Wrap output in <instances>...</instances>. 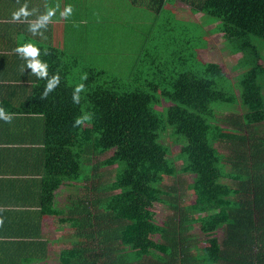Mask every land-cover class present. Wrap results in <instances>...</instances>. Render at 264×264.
<instances>
[{"label": "trees", "instance_id": "1", "mask_svg": "<svg viewBox=\"0 0 264 264\" xmlns=\"http://www.w3.org/2000/svg\"><path fill=\"white\" fill-rule=\"evenodd\" d=\"M127 1L155 18L143 31L144 47L126 63L119 36L112 42L119 33L108 24L99 32L96 22L77 29V48L36 44L50 52L41 56L50 75L61 76L48 100L38 99L45 81L15 62L10 71L18 74L0 76L18 88L31 84L16 102L0 99L14 114L10 124L0 120V131L28 127L27 173L35 186L29 191L43 212L67 217L62 239L75 242L61 249L60 263L264 264V0H180L201 14V28L212 25L203 33L220 34L214 57L239 54L229 81L214 62L203 65L192 47L184 62L172 60L175 41L189 40V28L164 8L166 0ZM165 19L172 30L158 32ZM116 44L118 53H109ZM84 73L87 94L73 105L72 86ZM83 108L95 118L73 128ZM171 144L180 146L176 153ZM0 147L1 156L21 151L8 138ZM0 167L13 170L6 159ZM57 178L75 184L77 193L63 195ZM188 192L197 200L185 203ZM157 204L166 211L161 224ZM218 229L220 240L199 246L196 231L213 236ZM10 234L23 237L0 238V264L31 263L34 234L20 225Z\"/></svg>", "mask_w": 264, "mask_h": 264}, {"label": "crops", "instance_id": "2", "mask_svg": "<svg viewBox=\"0 0 264 264\" xmlns=\"http://www.w3.org/2000/svg\"><path fill=\"white\" fill-rule=\"evenodd\" d=\"M74 2H76V0H47L49 5L54 6L58 3L61 9H63L65 5L72 4L73 13H75ZM174 2L185 4L180 0H166L164 8L169 10L170 14L174 11L169 6H171L172 3L174 4ZM23 3H27L29 8L36 7L39 8L41 12L44 11L43 4L45 0H19V2L18 0H0V76H4V78L9 73L18 74L17 72L10 71V67L15 63L20 66L23 65L21 62L17 61V56L15 57V52L13 51L18 44L31 41L35 44H45L47 47H49L48 45H53L57 48H61V45L65 42L62 40V37L64 36L63 25H66V21L61 19L59 14H57V16L53 18V22L48 25L45 31V38L38 36L33 37L31 33L27 31V24L25 23L10 22L12 11ZM129 4L132 8L145 7L144 5H132L130 2ZM186 7H188V5H186ZM145 11L152 15L151 10L146 8ZM192 14H199V17L201 16L200 13ZM172 16L174 17L173 14ZM174 18L177 19L176 16ZM67 21H71V17ZM19 69H21V67ZM17 86H21V84L14 85L11 81H0V99L3 97L6 99L10 98L12 102H16L21 98V92H29L31 88V84L28 82L23 85L27 86L25 88H18ZM36 128L38 135L42 133L40 126L37 125ZM7 138L9 139L10 146L21 148V151L18 152L15 157L12 152H9L7 156L0 155V165L1 160L6 159L11 163L13 168L12 171H5L4 169L5 172H3L0 167V209H3V211H0V219L3 221V223L0 224V238L5 236L12 241L21 240L20 238L23 237V235L10 234L14 225H20L27 228L29 234H34V238L37 240L36 246H33V248L37 249V254L33 255L34 257L31 263L26 264H61V249L72 248L75 245L74 240L64 241V239H62L70 228V223L68 227L65 225V228L56 225V222L61 220L66 222L65 218L67 217L65 215L43 212L38 206L39 196L37 198L31 195L29 191L30 184L32 185V183L30 175L27 173V168L32 165L27 155V149L30 148L26 140L28 138V127L25 126L19 130L11 129L9 131H0V144H3ZM22 139L26 141L23 142ZM3 148L5 147H0V149ZM56 180L59 182L60 178ZM66 181L67 183H65L64 186H67L68 189L62 191L60 186L61 193L63 195L68 193L76 194L78 191L77 186L70 183L67 179ZM32 186L35 188L34 185ZM71 186L72 188H69ZM59 199L63 200L64 198L60 197ZM22 240L26 239L22 238Z\"/></svg>", "mask_w": 264, "mask_h": 264}, {"label": "rangeland", "instance_id": "3", "mask_svg": "<svg viewBox=\"0 0 264 264\" xmlns=\"http://www.w3.org/2000/svg\"><path fill=\"white\" fill-rule=\"evenodd\" d=\"M74 6H75V13L72 14L71 21L69 22L66 21V25L65 24L63 25L64 36L62 37V40L65 41L64 43H66L68 48H77L78 42L81 41V37L77 34L78 28L88 27L92 23L101 22L100 25L94 26L95 29L98 30L99 32L103 33L105 30H107L108 27L104 25L108 24L113 26V27L110 26L111 29L119 33V35L116 34V36L112 38V42L113 43L118 42L117 40L118 36H119V42H123V49L125 50L121 51L122 52L121 60L124 61L125 63H126V59H128L129 56H136V54L139 52L138 50H140L141 47H144L143 45L145 40L143 37L144 36L143 31L149 30V26L152 25V23L154 25L153 18H155V16H153V14L150 15L149 13H147L145 11L146 9L145 7L132 8V6L129 5V2L127 0H76V2H74ZM169 7L173 9L174 12H172V14L174 15V17L175 16L177 17V20L180 21L179 23L180 24L183 23L182 25H185L189 28L188 32L185 35V38L189 40L175 41L174 43L175 50L172 52V60L174 62H178L180 60L184 62L187 49L189 47H192L193 54L203 65H206L207 62H214L217 68L221 71L223 75L221 76L229 81V78L231 79L232 76L236 74V71L232 68V66L234 65L236 58L239 57V54H235L231 56L214 57L213 54L216 53L217 51H220L221 49L220 34L216 33L211 35V34H205V31L204 33L201 31V29L207 30L208 27L212 25L201 28L199 26L200 24L199 14H192L190 12V9L186 7L185 4L174 2V4L172 3V5ZM164 13L161 15H164ZM160 25L162 26L159 27L158 32L160 29L162 30L165 28L171 31L172 27L174 26V24H169V22L166 21V19L163 20V23ZM139 33H141L140 37H138ZM84 34L82 35V39H84ZM178 34L179 33H177L176 35ZM190 34L194 36V41H195L194 43H192L191 41ZM97 40L98 39H96V41H94L91 38L88 39L89 42H94L93 47H96L98 45ZM155 40L156 37L153 35L152 41ZM64 45H61V48H64ZM117 45L118 44L113 46V48L112 47L109 48L110 51L109 53L111 52L118 53L117 48L119 47H117ZM159 56L160 54L158 55V58ZM139 70L142 71V67H139ZM218 73L219 72L216 71L217 75ZM162 104L166 105L165 103ZM84 111L86 110L84 109ZM215 146L217 147L216 144ZM179 148L180 146L171 144L172 152L176 153L179 150ZM185 177L188 181H190L192 175H186ZM167 182H170V179H167ZM58 183L61 186L62 191H66V189H68L67 186H64V184L67 183L66 179L60 178ZM69 188H72V186ZM195 200H197V197L196 195H194L193 192L186 193V196L184 197L185 203H191L194 202ZM154 210H155V216H154L155 221L157 224H161L162 221L164 220V216L166 215V211L164 207L161 206L160 204H157L154 207ZM65 219L66 222L61 220L59 222H56V225H60L62 228H65V225H67L68 227L69 221L67 218ZM196 235H197L196 237L198 240V244L201 247L209 245L212 242L213 237L220 240L222 236L220 229H218L213 236L200 233L199 231H196Z\"/></svg>", "mask_w": 264, "mask_h": 264}, {"label": "clouds", "instance_id": "4", "mask_svg": "<svg viewBox=\"0 0 264 264\" xmlns=\"http://www.w3.org/2000/svg\"><path fill=\"white\" fill-rule=\"evenodd\" d=\"M19 2V0H18ZM44 11L39 8H29L27 3L20 4L11 13L10 22L25 23L27 24V31L33 37L45 38V31L48 25L53 22V18L59 14V17L65 21L69 20L73 14L72 6L65 5L63 9L60 5H49L47 0L43 4ZM13 51L21 59L25 61V65L21 66V71H30L37 79L45 81L42 90L39 92L38 99L41 101L48 100L49 96L54 93L61 84V76L59 70L54 71L51 75L49 73V64L47 61L41 59V56H48L50 52L47 48L41 50L35 43L27 41L18 44ZM88 80V74L84 73L80 77L79 83L72 86L71 89V103L73 105H80L81 100L87 94V87L85 81ZM95 114L93 112L83 111L76 115L72 121L73 128H81L93 122ZM14 119V114L7 111L4 107L0 106V120L10 124ZM3 211V209H0ZM3 221L0 219V224Z\"/></svg>", "mask_w": 264, "mask_h": 264}, {"label": "bare ground", "instance_id": "5", "mask_svg": "<svg viewBox=\"0 0 264 264\" xmlns=\"http://www.w3.org/2000/svg\"><path fill=\"white\" fill-rule=\"evenodd\" d=\"M65 5V4H64ZM80 8V7H79ZM80 12V11H79ZM74 14V13H73ZM78 14V13H77Z\"/></svg>", "mask_w": 264, "mask_h": 264}]
</instances>
